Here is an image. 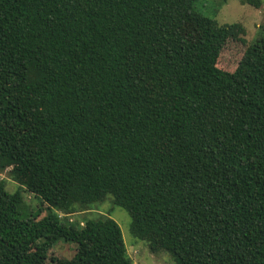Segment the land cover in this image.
Segmentation results:
<instances>
[{
    "label": "trees",
    "instance_id": "trees-1",
    "mask_svg": "<svg viewBox=\"0 0 264 264\" xmlns=\"http://www.w3.org/2000/svg\"><path fill=\"white\" fill-rule=\"evenodd\" d=\"M197 1L0 0V169L48 208L0 183V264H135L113 219L61 217L108 196L175 264H264V29Z\"/></svg>",
    "mask_w": 264,
    "mask_h": 264
},
{
    "label": "rangeland",
    "instance_id": "rangeland-1",
    "mask_svg": "<svg viewBox=\"0 0 264 264\" xmlns=\"http://www.w3.org/2000/svg\"><path fill=\"white\" fill-rule=\"evenodd\" d=\"M196 6L204 15L213 17L220 25L240 23L245 30V39L249 44L254 42L264 29V2L259 9L244 3L242 0H198ZM229 50L234 54L232 63L234 67L242 50L237 46L229 48ZM224 64L225 62L221 60L220 66H224ZM0 183L4 185L5 190L9 193L20 191L23 196L21 205V214L23 216L38 214L37 219H40L48 213V208L41 203V200L30 193L24 192L12 179L10 168L0 169ZM61 217L63 220L79 224L88 219L111 218L120 227L128 256L135 264H175L168 253L159 252L153 254L145 242L133 239L130 233V217L125 210L113 204L111 196H108L102 203L96 204L90 209H83L66 218L63 215ZM75 251L76 244L60 241L53 248L49 257L70 259Z\"/></svg>",
    "mask_w": 264,
    "mask_h": 264
}]
</instances>
